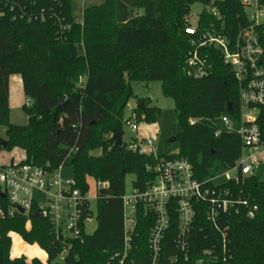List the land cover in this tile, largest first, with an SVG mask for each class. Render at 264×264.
Wrapping results in <instances>:
<instances>
[{
	"label": "trees",
	"instance_id": "obj_1",
	"mask_svg": "<svg viewBox=\"0 0 264 264\" xmlns=\"http://www.w3.org/2000/svg\"><path fill=\"white\" fill-rule=\"evenodd\" d=\"M75 0H0V126L5 128V144L0 151L20 147L21 162L53 171L70 164L79 188L88 190L86 177L107 181L97 192V226L84 242H74L64 264H120L124 246L123 196L126 176H134L133 188L145 190L154 180L148 170L159 158L177 157L192 163L202 179L220 163L232 167L238 160L242 141L236 132L222 129L213 119L223 113L238 115L239 85L228 65L215 53L212 74L193 79L184 72L191 51L185 33V18L191 7L202 2L200 29L214 27L234 36L250 21L241 0H102L85 6L82 20L73 14ZM264 3V0H262ZM215 7L219 16L210 10ZM264 32V24L260 26ZM214 52V50H213ZM264 67V53L262 56ZM22 78L29 104L25 125L10 121L9 76ZM132 81L162 83L164 94L172 98L181 126L175 136L176 154L140 153L115 145L112 135L123 130L125 108L133 96ZM67 97L64 109H55ZM144 101V100H142ZM138 121L154 123L160 108L146 103L134 110ZM190 119L197 120L194 124ZM264 136V106L258 119ZM100 148L99 155L91 151ZM12 163V162H11ZM241 189L259 210L251 219L241 213L224 215L220 225L228 226L232 259L229 262L203 260L199 264H264V183L257 177L230 184ZM0 200L2 193L0 192ZM206 205H196L190 231V259L171 261L177 254V218L171 220L162 241L161 264H198L205 249H218L220 234L206 220ZM20 213L0 220V264H26L24 256L11 258V232L29 244H38L53 263L63 245L55 240L50 223ZM156 223L154 212L138 206L132 249L124 264H150L149 237ZM32 264H43L37 258Z\"/></svg>",
	"mask_w": 264,
	"mask_h": 264
},
{
	"label": "built area",
	"instance_id": "obj_2",
	"mask_svg": "<svg viewBox=\"0 0 264 264\" xmlns=\"http://www.w3.org/2000/svg\"><path fill=\"white\" fill-rule=\"evenodd\" d=\"M14 0H12L13 2ZM80 1L82 13L85 0ZM212 1V0H211ZM210 1V2H211ZM246 8L250 21L234 35L217 31L214 27L200 29L198 21L193 23L190 14L185 18V33L190 37L192 47L189 52L184 72L193 79H203L214 70L215 53L223 63L228 65L233 77L239 85L238 115L230 111L213 119L218 126L215 133L219 135L222 129L236 132L242 141L241 153L236 163L224 168L220 163L210 169L208 175L199 179L194 167L187 159L163 156L148 167L155 172V178L145 190L132 189L124 193V246L121 253L113 258H120L124 264L132 249V239L136 227V216L140 204L152 210L156 216L149 237L150 264H161L162 241L171 220H178V234L175 240L177 254L171 256V261L180 258L190 259V231L196 216V205H206L205 217L213 228L219 232V248L202 251L198 264L203 260L213 262H229L232 259L229 248L228 226L222 227L220 222L224 215L232 212H243L248 218H255L259 207L253 203L241 189H234L230 184L244 183L246 179L264 174V136L258 124L262 106H264V32L260 26L264 24V3L262 0H241ZM210 12L219 16L215 7ZM199 20V18H198ZM214 50V52H213ZM29 104V101H27ZM197 120L190 119L194 124ZM139 122L135 112L124 123L132 130L138 131ZM235 126L232 127V124ZM143 141L153 149L152 139H131L127 147L142 151ZM157 159L160 154L150 152ZM172 155V154H168ZM63 165L56 170L26 162H12L0 165V220L12 218L16 213L26 217V229L31 228V216L40 214L47 220L55 240L62 245L58 257L64 259L74 242H84L86 223L93 220V210L88 196L89 188L84 192L79 188L73 175L63 178ZM222 179L221 182H218ZM96 181V180H95ZM109 186L107 181H96V199L100 188ZM44 197V203L40 197Z\"/></svg>",
	"mask_w": 264,
	"mask_h": 264
},
{
	"label": "rangeland",
	"instance_id": "obj_3",
	"mask_svg": "<svg viewBox=\"0 0 264 264\" xmlns=\"http://www.w3.org/2000/svg\"><path fill=\"white\" fill-rule=\"evenodd\" d=\"M214 1V0H212ZM102 0H85V6L90 4H99ZM81 2H74L73 14L76 20H82L83 13ZM206 8V5L202 2H197L192 5L190 19L193 23L198 21L199 15ZM131 86L133 89V96L130 98L126 108H125V119L129 118L134 110L138 107L140 103L148 104L150 106H157L160 108V112L157 115L156 121L154 123H147L144 119L139 122L138 131L132 130L129 125L124 123L123 125V142L129 144L131 139L135 136L139 138L152 139L154 143L153 149H151L145 141L141 145L142 151L149 154L154 152L155 154H176L179 152V142H170V138L176 136L181 131V126L179 124L177 113L175 110L174 102L172 98L164 94L162 90V83L159 81L144 82V81H132ZM144 100V101H142ZM30 101L25 97L23 103ZM10 121L13 124L25 125L28 121V116L24 110L23 105H18L12 108L10 111ZM235 124H232V127ZM6 133L5 128L0 126V139H5ZM92 154L99 155L101 153L100 148L91 151ZM25 152L20 147H13L12 149H4L0 151V165L7 164L10 162L11 158L13 160L20 161L24 160ZM73 174L72 166L68 163L63 165L62 176L63 178H70ZM133 179L134 176L129 174L126 176V187L125 192L131 193L133 189ZM219 179L218 182H221ZM86 183L88 184V196L91 201V208L93 210L94 216L93 220L86 223L85 232L90 235L94 232L97 226V199H96V181L92 176L86 177ZM40 201L44 203V197L39 196ZM27 226L29 224H26ZM12 239V253L16 255H24L27 264H30L31 257L34 255L38 257L43 256V250L38 246V244H29L22 240V238L15 232L11 235ZM18 256V257H21ZM64 264V259L58 257L53 263Z\"/></svg>",
	"mask_w": 264,
	"mask_h": 264
},
{
	"label": "crops",
	"instance_id": "obj_4",
	"mask_svg": "<svg viewBox=\"0 0 264 264\" xmlns=\"http://www.w3.org/2000/svg\"><path fill=\"white\" fill-rule=\"evenodd\" d=\"M25 97L26 96H25L24 91H23V82H22L21 76L18 74L10 75L9 76V106H10V111L15 106H18L21 104L24 106L25 103H23V100L25 99ZM24 157H25V155H24ZM20 161H22V159ZM11 162H15L13 160V157L11 158L9 163H11ZM16 162H19V161H16ZM3 165H5V164H3ZM12 233H15V232H11L10 235ZM19 236L21 237V235H19ZM22 240L24 242H26L23 238H22ZM11 248H12V245H11ZM41 250H43V249L41 248ZM42 252H43V256L41 258L36 256V255L31 257L30 264H32V259H34V258H37L43 264H47L48 263V253L45 250H43ZM18 256H21V255H16V253H12V249L10 250V257L11 258H16ZM22 256H24V255H22ZM26 264H27V261H26Z\"/></svg>",
	"mask_w": 264,
	"mask_h": 264
},
{
	"label": "water",
	"instance_id": "obj_5",
	"mask_svg": "<svg viewBox=\"0 0 264 264\" xmlns=\"http://www.w3.org/2000/svg\"><path fill=\"white\" fill-rule=\"evenodd\" d=\"M211 0H205V2L209 3ZM67 97L63 98L62 101H60L55 109V112H54V117L59 113L61 112L64 107L66 106L67 104ZM140 107H143V104L140 103L139 104ZM228 110L230 111L231 110V107L228 106ZM123 130L121 131H118V132H115L113 135H112V138L115 140V145L117 146H120V147H123ZM176 140L175 136L170 138V142H174ZM1 142L3 144H5V140H1ZM260 182L261 183H264V174L262 175L261 179H260ZM34 217H37V218H40V214H34Z\"/></svg>",
	"mask_w": 264,
	"mask_h": 264
}]
</instances>
